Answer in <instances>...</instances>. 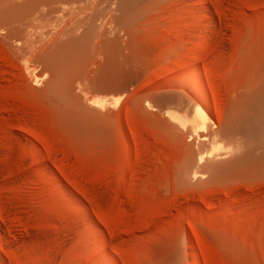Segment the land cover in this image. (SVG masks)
I'll use <instances>...</instances> for the list:
<instances>
[{
    "label": "rangeland",
    "instance_id": "1",
    "mask_svg": "<svg viewBox=\"0 0 264 264\" xmlns=\"http://www.w3.org/2000/svg\"><path fill=\"white\" fill-rule=\"evenodd\" d=\"M23 1L0 12V264H264V149L219 129L264 77V0ZM197 106L214 134L165 115Z\"/></svg>",
    "mask_w": 264,
    "mask_h": 264
},
{
    "label": "bare ground",
    "instance_id": "2",
    "mask_svg": "<svg viewBox=\"0 0 264 264\" xmlns=\"http://www.w3.org/2000/svg\"><path fill=\"white\" fill-rule=\"evenodd\" d=\"M1 2H2V0H0ZM16 1H20V0H5L1 5H0V8L2 7H5V6H7V5H9V4H14V8L12 7L13 5H10V6H7L5 9L6 10H1L0 9V12L2 11H4L3 13H6V11H7V9H8V7H9V9H10V7H12L13 9L12 10H9L8 9V11H7V15L6 14H4L3 16L5 17V20L6 21H9V20H7V18L8 19H10V17L12 16V23H14L13 22V20H15L16 21V23L18 22V21H20L18 18H21V21H22V18H23V14H26L27 13V16L29 17V11H31V9H29L28 10V8L26 9V5L25 6H22L21 4H22V2H24L25 3V1H23L22 0V2L20 1V2H18V3H20V7L18 6V7H15L16 5H15V3H13V2H16ZM27 1V0H26ZM29 1H30V4H28L29 3ZM29 1H27L26 3L29 5L28 7H30V5L32 6L33 4L32 3H36L38 0H34V1H36V2H31V0H29ZM41 1V0H40ZM46 1V0H45ZM54 1V0H53ZM56 1V0H55ZM64 1V0H63ZM62 1V2H63ZM68 1H70V0H68ZM74 0H72V1H70V2H73ZM80 1H83V5H84V0H80ZM107 1V0H106ZM108 1H110V0H108ZM123 1V0H112V3H115V2H119L120 3V5H123V3H121V2ZM0 2V3H1ZM43 3H45L44 2V0L42 1ZM48 2H49V0L47 1V5H49L48 4ZM51 2V1H50ZM76 2V1H75ZM74 2V3H75ZM87 2V1H86ZM89 2H90V0H89ZM95 2H97V0L95 1ZM95 2H93V3H95ZM99 2H101V1H99ZM102 2H104V1H102ZM126 2L127 3H125V5H126V15H130V14H132V11L134 10L133 9V4H134V0H126ZM24 3H23V5H24ZM38 3V2H37ZM41 3V2H40ZM39 3V4H40ZM67 3H69V2H67ZM73 3V4H74ZM82 3V2H81ZM90 3H92V0H91V2ZM106 3V2H105ZM105 3H100V4H102L103 6H104V4ZM109 3V2H108ZM38 4V5H39ZM46 4V3H45ZM54 4H55V2H54ZM58 4V3H57ZM61 3H59V5H60ZM66 4V3H65ZM95 4H98V3H95ZM110 4V3H109ZM109 4H105L106 6L108 5V7H109ZM62 5V4H61ZM79 5V4H78ZM88 5H89V3H88ZM101 5V6H102ZM54 6V5H53ZM57 6V5H56ZM56 6H54V8L56 7ZM71 6V5H70ZM70 6H68V7H70ZM76 6V5H75ZM81 6V5H80ZM84 6H86V5H84ZM83 6V7H84ZM91 6H93V4L91 5ZM95 6V5H94ZM46 7V6H45ZM45 7H43V8H45ZM64 7V6H63ZM62 7V8H63ZM67 7V6H66ZM66 7H65V9L64 10H66ZM67 7V8H68ZM79 7V6H78ZM82 7V8H83ZM89 7V6H88ZM36 8H38L37 6H36ZM35 8V9H36ZM49 8H51L50 6H49ZM53 7H52V9L51 10H53L54 9ZM57 8V7H56ZM71 8V7H70ZM81 8V9H82ZM98 8V7H97ZM100 8V7H99ZM98 8V9H99ZM103 8H105L106 9V7H103ZM123 8H124V6H123ZM33 9V8H32ZM40 9V8H39ZM42 9V8H41ZM59 9V8H58ZM121 9V8H120ZM27 10H28V12H27ZM50 10V9H49ZM49 10H48V12H49ZM70 10H72V9H70ZM83 10V9H82ZM84 10H86V9H84ZM94 10H95V8H94ZM44 11V10H43ZM53 11H56L55 9L53 10ZM57 11H59V10H57ZM92 11V10H91ZM121 11H122V9H121ZM121 11H120V13H121ZM1 12V13H2ZM32 12V11H31ZM60 12V11H59ZM2 13V14H3ZM9 13H11V14H9ZM38 13H40V12H38ZM47 13V12H46ZM58 13V12H57ZM61 13H65V12H61ZM119 13V14H120ZM123 13V12H122ZM122 13L120 14V15H122ZM123 13V16H125V14ZM13 14H15V16L13 15ZM16 14H22V17H21V15L18 17V18H16ZM32 14H33V12H32ZM42 15H43V12L41 13ZM50 14H52V12L50 13ZM60 14V13H59ZM8 15H10V16H8ZM40 15V14H39ZM49 16V14H46V16ZM55 15H56V13H55ZM119 15V16H120ZM0 16H1V14H0ZM6 16H8L7 18H6ZM31 16V15H30ZM54 16V15H53ZM4 17H2L3 18V20H4ZM15 17V18H14ZM32 17V16H31ZM51 17V16H50ZM34 18V17H33ZM36 18H38V20L40 19L39 17H37V15H36ZM120 18H122V17H120ZM0 19H1V17H0ZM17 19V20H16ZM25 19V21H26V16H24V18H23V20ZM30 19V18H29ZM29 19H27V20H29ZM42 19H45V18H42ZM42 19H40V20H42ZM2 20V22H4ZM36 21H38L37 19H35ZM1 21V20H0ZM5 21V22H6ZM11 21V20H10ZM36 21H34V22H36ZM1 22V23H2ZM33 22V21H32ZM31 21H30V23H32ZM0 23V24H1ZM6 23H9V22H6ZM19 23H21V22H19ZM18 23V24H19ZM10 24H11V22H10ZM27 24H28V22H27ZM4 25H5V23H4ZM7 25V24H6ZM18 26H20V25H18ZM10 27V26H9ZM9 27L7 28V29H9ZM13 28H14V26H12ZM12 28V29H13ZM16 28V27H15ZM18 28V27H17ZM22 29H23V32H24V28L22 27ZM26 29V28H25ZM18 30V29H17ZM17 30H15V31H13L14 33L17 31ZM20 30V29H19ZM3 31V30H2ZM6 31V30H5ZM22 31V30H21ZM9 32H10V30H9ZM18 33H20L19 31H17ZM6 33V32H5ZM22 33V32H21ZM20 33V34H21ZM8 36V35H7ZM11 37H12V35H10ZM21 36V35H20ZM117 36V35H116ZM75 38V37H74ZM116 38V37H115ZM55 64V63H54ZM53 63L51 64L52 66H53V68H55V69H53V70H58L59 69V67L58 66H56V65H54ZM47 65H49V64H47ZM51 66V67H52ZM50 67V66H49ZM62 69V68H61ZM61 69H59L58 71H60ZM65 69V68H64ZM58 71H57V73H58ZM195 82H196V84H197V86L199 87V91H200V93L202 94L201 96H202V98H203V102H204V104L206 105V106H209V98H210V95L208 96V91L206 90V87L204 86V84H203V81H201L200 79H199V77H196V80H195ZM65 84H67V83H65ZM64 84V85H65ZM67 86V85H66ZM245 86V85H244ZM244 90L243 92H240L241 94H237V97H236V99H235V101H234V103L232 104V106H231V110H230V114L227 116L228 117V120H227V124H226V126L225 127H219V129L220 128H223L224 129V132H226V134H229V133H232V132H236L237 130H238V132H240V131H245L246 133H248L249 135H251V137H252V139L255 141V143L257 144V147H261L262 148V150L264 149V113H262L261 111H260V107L261 106H259L258 107V104H257V94L258 93H260V91H262L263 89H264V77L263 78H252L250 81H248V83H247V86H245V88H241V90ZM201 98V99H202ZM196 99H199V98H196ZM117 101V100H116ZM196 102V101H195ZM261 102H263V100L261 101ZM198 103H200L199 101H198ZM200 106V105H199ZM217 108L218 107H216L215 109H216V111H217ZM170 109V108H169ZM172 109V108H171ZM219 109V108H218ZM195 111H194V113H192V115H193V117H188L187 115H185V114H182V112H181V114H180V112H178V111H175L174 109H173V111L172 110H168V108H167V111H165V115L171 120V121H173V122H175V124H178L179 126H181V127H183V129H184V127H185V125H187L188 124V122H190V124L192 125V132H194V133H196V132H198V131H200V132H205V134L209 131L210 132V130L212 129V128H210V126H209V124L211 123V119H210V117L208 116V114H206V112L204 113L198 106L194 109ZM218 112H219V110H218ZM186 113V112H185ZM188 114V113H187ZM183 115H185V116H183ZM191 116V115H190ZM188 118L190 119V118H192V120L191 121H189L188 120ZM213 124V123H212ZM191 125H190V127H191ZM187 128H188V126H186ZM212 127V126H211ZM218 128V127H217ZM189 129V128H188ZM215 129H216V125H215ZM222 129V130H223ZM217 130L218 129H216V131L215 132H217ZM212 131V130H211ZM219 131H221V130H219ZM191 132V133H192ZM208 132V133H209ZM193 133V134H194ZM212 133L214 134V132L212 131ZM211 133V134H212ZM218 133V132H217ZM242 133H244V132H242ZM245 133V134H246ZM210 134V135H211ZM234 134V133H233ZM197 135V134H196ZM199 135H197V137H198ZM229 136H231V135H229ZM201 137H203V139H205V136H204V134H203V136H201ZM207 138V137H206ZM202 139V138H201ZM208 139V138H207ZM214 139H215V137H214ZM220 143L218 144V142L216 143V142H214V143H212L211 144V146H210V152H208L209 153V155H207L208 156V158L209 157H211V155L213 154V153H218L219 155L221 154V152L220 151H222V150H224V151H226V152H231V151H233V150H231L230 151V148L232 149V147L230 146V147H224V146H222L221 145V140L219 141ZM209 144V143H208ZM256 147V146H255ZM258 150V149H257ZM209 151V150H208ZM226 152H224V153H226ZM264 152V151H263ZM200 154V153H199ZM202 155L203 154H205L206 155V153H201ZM201 154H200V157H199V162L200 161H202L203 160V156H201ZM223 154V153H222ZM228 153H226V155H227ZM225 155V154H224ZM263 156H261V157H259V158H257V162H258V160H261V159H264V153L262 154ZM213 156H215L214 154H213ZM217 157H218V155H216ZM215 156V157H216ZM221 157V156H220ZM219 157V158H220ZM207 158V157H206ZM204 161H205V159H204ZM213 162V161H212ZM246 162V161H245ZM212 164V163H211ZM215 165V164H214ZM211 166V165H210ZM214 167V166H213ZM207 169V168H206ZM206 171V170H205ZM208 171V170H207ZM196 174V173H195ZM199 174V173H198ZM236 174V173H235ZM197 175V174H196ZM190 253H192V251L190 252ZM194 254V253H193ZM192 254V255H193ZM196 264V263H195Z\"/></svg>",
    "mask_w": 264,
    "mask_h": 264
}]
</instances>
